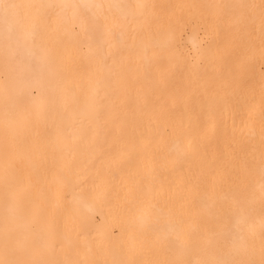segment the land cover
<instances>
[{
  "label": "bare ground",
  "instance_id": "6f19581e",
  "mask_svg": "<svg viewBox=\"0 0 264 264\" xmlns=\"http://www.w3.org/2000/svg\"><path fill=\"white\" fill-rule=\"evenodd\" d=\"M3 262L264 264V0H0Z\"/></svg>",
  "mask_w": 264,
  "mask_h": 264
},
{
  "label": "snow or ice",
  "instance_id": "6c2138e0",
  "mask_svg": "<svg viewBox=\"0 0 264 264\" xmlns=\"http://www.w3.org/2000/svg\"><path fill=\"white\" fill-rule=\"evenodd\" d=\"M17 7H20V6L14 5V4L4 5L5 15H8L10 10L15 9ZM3 264H7V262H3Z\"/></svg>",
  "mask_w": 264,
  "mask_h": 264
}]
</instances>
